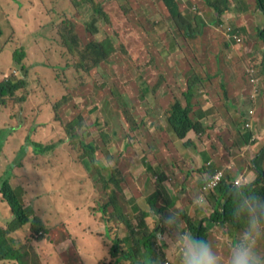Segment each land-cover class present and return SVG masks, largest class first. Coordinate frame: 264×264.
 I'll return each instance as SVG.
<instances>
[{"label": "rangeland", "instance_id": "374dc122", "mask_svg": "<svg viewBox=\"0 0 264 264\" xmlns=\"http://www.w3.org/2000/svg\"><path fill=\"white\" fill-rule=\"evenodd\" d=\"M79 1L0 0V85L8 78L25 79L27 83L15 96L0 101V177L13 166L12 186L23 189L29 214L41 219L48 230L41 238L27 225L9 236L15 240L12 241L14 247L27 252V264L110 263L109 251L117 237L126 236L127 228L115 222L117 219L108 224L103 220L100 208L110 199L104 182L108 185L111 176H117L119 172L123 175L122 204L126 214L131 218L136 217V209L150 212L148 196L140 206L133 204L134 199L130 197L137 198L141 190L130 180L131 177L139 179L131 171L133 162L138 163L141 157L143 162H148L151 156L144 158L146 149H157L159 143L164 144L162 139H156L153 104L156 99L160 103L169 97V90L164 93L166 86L179 90L182 99L183 92L178 84L185 87L188 82L196 86V69L204 70L210 76L205 79L208 86L205 89L217 90L219 83L214 82L210 74L214 72L212 57L217 52H224L222 49L226 51L227 47L225 43L220 46L216 39L219 32L227 36L225 31L230 24L223 19L225 15L221 18L224 24L220 29L214 26L219 32L211 27L206 29L208 24L202 26L197 18L204 16L211 24L217 17L206 6L205 0L194 1V5L184 8V16H187L195 6L191 10L196 19L192 20L193 26L203 27L194 28L199 35L195 40L200 39L202 43L192 46L181 39L184 32L178 29L176 20L171 18L161 0H96L103 13L98 15L91 13L90 5L81 7ZM181 12L183 15L184 11ZM91 19L93 23L99 22L101 34L93 35L87 31L85 23ZM69 21L76 23L78 34L87 43L110 39L115 50L113 55L97 68L78 70L61 34L66 31L64 25ZM163 24H168L169 29H164ZM170 33L173 47L168 49ZM241 37L238 36L240 40ZM228 39V45L241 49L244 38L240 42ZM257 41V46L262 49L264 38L259 36ZM16 53L23 54V69L15 64ZM75 58L78 63L82 60L79 56ZM250 64L257 70L260 86L258 69L253 61ZM162 81L160 91L163 95L157 93ZM246 81L248 91L253 90L247 76ZM247 100L249 107L256 106L257 101L249 96ZM169 111L161 109L158 116H166ZM246 124L245 133L251 132L254 139V123ZM32 141L53 148L44 151L46 154H37L29 145ZM85 146L92 147L94 152ZM262 149L261 146L258 150L251 147L247 153L251 151L256 161ZM124 154H127L125 160ZM19 163L21 166L18 167ZM242 163L241 159L236 161L237 166ZM253 163L246 166L249 168ZM228 164L231 166L229 160L224 161L222 167L226 169ZM210 194L213 193L207 195ZM181 203L183 201L178 204ZM161 205L162 200L158 207ZM173 211L174 223H164L168 214L149 217L147 223L151 230L157 225L162 227L161 235L169 238L172 246L159 240V249L164 251L167 261L177 264L179 257L175 249L181 235L188 233L183 215L192 218L195 212L181 207H175ZM211 213L199 215L205 219ZM12 217L9 206L0 196V226L7 229ZM250 217V214L241 216L242 219ZM248 226L250 223L245 221V227L241 229L227 225L218 226L221 232H210V239H222L223 246L229 250L217 254L221 264H229L231 249L247 233L245 228ZM108 228H111L110 233ZM252 231L257 234L259 243L255 248L264 255V229L256 226ZM96 250L97 253L92 255ZM102 253L104 258L97 260ZM114 262L113 259L110 264ZM0 264L19 263L5 261Z\"/></svg>", "mask_w": 264, "mask_h": 264}, {"label": "crops", "instance_id": "0c3cea01", "mask_svg": "<svg viewBox=\"0 0 264 264\" xmlns=\"http://www.w3.org/2000/svg\"><path fill=\"white\" fill-rule=\"evenodd\" d=\"M180 1L181 6H184L183 9L185 6H189V4L194 5V1L200 2V0ZM230 5V11L227 13L228 16L225 14L223 19L240 31L244 38L243 45L241 44V49H239V46L229 45L226 51L222 49L224 52H217L212 57L214 60V72L210 74L213 81L219 83L217 90H212L213 92L206 90L205 88L208 86L205 85V79H209L210 76L204 70L199 71L196 69L195 76L198 78V84L191 92L190 101H187L184 96L187 93L186 84L185 87H181L178 84L183 92L182 99L179 90L175 87L168 89L167 86L164 93H166V90H169V97L165 98L168 103L166 101L157 103L156 99L152 112L154 130H156V136H158L156 139H162L164 144L159 143L160 146L154 149V154L148 162H143L142 157L138 163L133 162L131 171L136 173L139 179L131 177L130 181L135 188L141 190L137 198L130 197V199H134L133 204L137 203L140 206L145 197H149L156 191L158 175L155 176L154 173L162 174L165 177L162 184L170 193V200L174 199L175 201V206L170 208L168 216L175 217L173 209L181 207L182 210L190 211V213L195 212L191 217L194 219V222H199L203 219L200 218L199 214H204L208 211H212L213 213L215 210L214 205H217V200L222 198L217 191L211 192L213 194L210 195H207L209 193L202 192V186L217 170L224 171V181L234 185L235 183H239L238 185L240 186L253 183L261 173L264 176V149H262L256 161L252 158L253 153L251 151L247 153V149L251 147L254 150H258L260 146L264 148V42L261 43L262 49L257 46L260 31H264V17L260 10L252 9L256 5L254 0H231ZM183 9L180 10L184 11L183 17L186 20L195 19L191 12L192 9H190V13L187 16H184L186 9ZM150 10L152 11L153 9ZM220 22V24H224L222 20ZM163 26L165 29L169 25L163 24ZM210 27L219 32L218 29L210 24H208L206 29ZM160 29L162 28L160 27ZM221 35L219 32L218 36L220 39ZM168 36V49H171L173 47L170 37L171 33ZM219 38L216 39L220 41ZM181 39L189 46L197 42L199 44L202 43L200 39L187 41L183 36ZM219 45L221 46L220 43ZM250 61H253L256 65L258 75L260 76L258 77L261 80V85L258 86L255 92L254 89L248 91L246 81V66ZM217 91L220 92L215 93ZM160 94L163 95V92L160 91ZM252 94H255L253 100L257 101V103L256 106L252 104L249 107L247 97L251 98ZM174 95L184 107L187 105L192 107L190 117L195 122L199 120L204 125L206 129L204 133L197 134L191 131L183 140H180L173 133L168 123L167 115L158 116V111H161V109L167 110L170 106L168 104L173 99H176ZM247 109L254 111L251 117L246 114ZM247 122L251 125L254 123L256 135H254V139L251 138L252 141L247 139L244 131ZM242 144L245 146L241 147ZM123 158L125 160L127 154H124ZM239 159L243 163L237 166L236 161ZM227 160H229L231 166L228 164L226 169H224L222 166L224 161ZM251 162L254 163L248 168L246 164ZM125 164H129V162L125 161ZM194 195H197V197L195 198ZM180 201H183V203L179 205ZM159 203L160 201L158 205ZM148 206L151 213V206L149 204ZM197 210L200 211L197 213ZM256 226L264 229V226L260 224H252L246 227L247 232L250 228L253 230ZM208 228L211 233L212 230L216 233L218 231L221 232V228L218 226L213 228L211 222L208 223ZM187 232L190 233L189 231ZM254 236L255 246H258L259 243L256 240L257 234L254 233ZM221 240L210 239L211 242L209 244L213 251L220 255L229 252L223 246ZM95 253H97V250L92 255Z\"/></svg>", "mask_w": 264, "mask_h": 264}, {"label": "trees", "instance_id": "16d2710c", "mask_svg": "<svg viewBox=\"0 0 264 264\" xmlns=\"http://www.w3.org/2000/svg\"><path fill=\"white\" fill-rule=\"evenodd\" d=\"M161 1L170 14L171 18L176 20L178 29H181V33L184 32V35L182 34L184 39L187 41L195 40V37L199 36L195 30L202 29L203 27H194L192 20H186L183 17L180 10L181 1ZM205 2L206 6L209 9H212L217 16L214 22H211V24L220 29V26H222V24H220L222 16L230 11L231 0H205ZM79 4L81 7H87L90 5L91 13L94 15L103 14L100 12L102 7L96 0H80ZM256 5L257 9L261 10L264 14V0H256ZM197 18L200 20L202 26L210 24L208 20H204L205 17ZM85 25L89 33H92L93 35L101 34L99 22L93 23V19H91V21H89V23L86 22ZM64 26H66V31H61L63 43L65 47H67L68 52L73 56V60L75 59V66L78 70L84 69L89 71L93 68H97L102 62L108 60L115 52L113 42L110 39H96L87 43V41L81 38V36L78 34L76 23L74 24L69 21L65 23ZM225 33H227V29ZM259 36L264 38V31L261 30ZM220 37V44L223 45V43H225V46H227L226 48H228L229 43L227 40H230L226 39L224 34H222ZM75 56L81 57L82 60L78 63ZM22 59L23 54L16 53L14 55L15 64L21 65V68L23 69L24 65H22ZM26 84L27 83L25 79H5L0 85V101H4V99L8 96H15L19 90L26 87ZM162 84L163 81L158 86L159 88L157 93L160 92V88L163 86ZM192 84L186 82L187 93H185L184 96L186 97L187 101H190L191 92L195 88V83ZM164 101L168 103L167 100ZM168 105H170L168 107L170 113L167 114L168 123L178 139L183 140L191 131H194L197 134L205 132L206 129L204 125L199 120L195 122L190 117V113L192 111V107L190 105L184 107L178 99H173ZM126 113L130 115L128 110H126ZM129 118L132 119L130 116ZM242 122L244 123L243 120ZM245 134L247 139L251 140V132ZM29 145H32L34 152L37 154H46L47 152L44 151L49 150V148L52 150L53 148L50 146L44 147V145L41 143L33 141L32 143L29 142ZM1 146L2 143L0 141V147ZM23 149L26 151V147ZM85 149L94 152V149L90 146H85ZM153 154L154 148H147L144 158L150 157ZM19 166H21L20 163L18 164V167ZM12 167L13 166H10L6 174L0 177V196L9 206L13 215L12 221L7 229H4L0 226V263L5 261H13L19 264H27V252L21 248L14 247L12 245V241L15 240L9 236H11V234L16 231H21V229L27 225H30V230L32 233L36 234L37 236H42L41 238H43V234H46L48 230L41 219L38 217H32L29 214L30 210L25 206L23 200V189L14 188L12 186ZM154 175H158L156 191L147 198V202L156 215L163 214V216H166L169 214L170 208L175 206V201L174 199L170 200V196L162 184V181L165 177L158 173H154ZM121 176L118 172L117 176L115 174L111 176V181L108 182V185H106L107 181L104 182V186H106V192L110 196V199L100 208L101 212L103 213V220H105L107 224L114 222V220L117 219L115 222H118L127 228L126 236L123 238L117 237L114 241L113 247H111L109 251V257L111 260L110 263L113 259L115 260L113 264H120L121 262H125L126 264H164L166 262H170L166 260L164 251L159 249V240L156 238L157 233H163L162 227L157 225L151 230L147 223V219L154 215L142 209H136L138 211L136 212V217L130 218L126 214L125 208L122 204L123 188L121 184L124 182H122L123 175ZM259 177L260 178L253 183L242 186H237L227 181H223L217 189L218 194L222 198L217 200L218 204L214 205L215 210L209 218L202 219L199 222H194L192 218L188 217L187 215H183V219L187 225V231L210 244V231L208 228L209 222L213 224V228L217 226L226 227L227 225H230L233 226V228L241 229L245 227V221L250 223V225L260 224L261 226H264V211H258L256 215L258 217L260 216V219H258L256 222H252V214L247 210H242L240 206L242 202L247 201H252L254 203L264 202L263 173H261ZM110 188L112 190H110ZM161 200L163 205L158 207V202ZM248 214L251 215L250 218H241V216L245 217ZM107 231L110 233L111 228H108ZM99 264L108 263L106 261H101Z\"/></svg>", "mask_w": 264, "mask_h": 264}, {"label": "clouds", "instance_id": "9594fccd", "mask_svg": "<svg viewBox=\"0 0 264 264\" xmlns=\"http://www.w3.org/2000/svg\"><path fill=\"white\" fill-rule=\"evenodd\" d=\"M255 9H257V5H255ZM262 15L264 17L263 13ZM228 28H231V32L230 31L228 32ZM226 29H227V36L226 34H224L226 38L227 37L233 38V35H236V36L242 35L237 28H234L231 25L227 26ZM242 39H243V35L241 37V40ZM232 40L235 42L234 38ZM246 76L247 78H249V82L253 86V89L255 92V90L259 86L258 80L256 79L257 70L249 62L247 63V66H246ZM254 98H255V94H252L251 99H254ZM249 110L247 111L246 114L251 117L253 114V111H249ZM246 126H250L249 123H247ZM218 171H222V170H217L213 175H211V177L206 181V183L210 181L212 177ZM222 172L224 173V171ZM224 179H225V173L219 185L214 190L209 191V192H205L203 190V187L206 184L205 183L202 186V192L211 193V192L217 191V189L219 188L220 184L224 181ZM238 184L239 183H235V185L240 186ZM240 206L242 210H247L249 213L252 214V217H251L252 222L258 221L259 217L256 215L258 211H264V202L254 203L252 201H247V202H242ZM152 214L156 217V214L154 211H152ZM174 222H175V218L174 216H171V215L166 217L164 220L165 224L174 223ZM156 238L158 240L164 241L169 246H172V241L166 236L161 235V233H157ZM175 253L178 254V257H179L177 264H221L220 259L218 258L217 254L213 251L212 247L205 240L191 233L181 235L180 242H179L178 247L175 249ZM103 256L104 254L102 253L97 258V260L102 258ZM164 264H172V263L166 262ZM229 264H264V255H261L260 253H258L255 248V236L251 228L241 239H239L233 245L231 249L230 257H229Z\"/></svg>", "mask_w": 264, "mask_h": 264}, {"label": "built area", "instance_id": "2783aa9c", "mask_svg": "<svg viewBox=\"0 0 264 264\" xmlns=\"http://www.w3.org/2000/svg\"><path fill=\"white\" fill-rule=\"evenodd\" d=\"M231 32V28H228V32ZM233 38L234 39H237L238 42H240L241 40L238 38V36L236 35H233ZM253 82V81H252ZM224 177V173L222 171H218L210 181H208L204 187H203V190L205 192H209V191H212L214 190L220 183V181L223 179Z\"/></svg>", "mask_w": 264, "mask_h": 264}]
</instances>
